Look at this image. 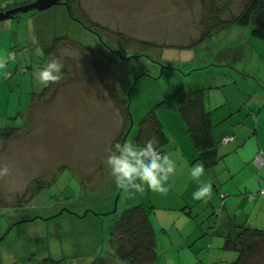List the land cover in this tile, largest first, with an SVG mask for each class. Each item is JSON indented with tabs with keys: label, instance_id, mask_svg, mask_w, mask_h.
Segmentation results:
<instances>
[{
	"label": "rangeland",
	"instance_id": "1",
	"mask_svg": "<svg viewBox=\"0 0 264 264\" xmlns=\"http://www.w3.org/2000/svg\"><path fill=\"white\" fill-rule=\"evenodd\" d=\"M33 1L0 0V11ZM246 1L81 0L71 12L59 5L0 22V55L9 57L8 73L0 74V165L10 169L0 178V264H44L49 258L90 264L108 255L110 227L123 210L138 202L155 204L147 187L142 193L121 189L113 212L119 187L107 183L104 157L121 119L116 95L129 98L128 143L151 109L160 123L172 122L169 110L178 114L173 109L180 86L204 88L217 107L223 94L236 101L238 92L254 99L264 92V41L252 37L249 27L231 26L226 37L215 34L204 48L194 44L202 24L211 23L213 7L228 19ZM53 42L56 49L49 50ZM50 58L62 60L63 76L45 87L34 72ZM163 101L175 108L157 105ZM175 126L164 131V150L178 155L169 143L174 134L181 141ZM11 128L12 138L1 139ZM181 148L188 153L187 145ZM213 171L225 181L223 163L208 176ZM203 206L195 211L197 220L206 218ZM175 229L162 242L156 236L158 254L165 243H174ZM261 245L245 264H264ZM209 246L213 242L208 251Z\"/></svg>",
	"mask_w": 264,
	"mask_h": 264
},
{
	"label": "crops",
	"instance_id": "2",
	"mask_svg": "<svg viewBox=\"0 0 264 264\" xmlns=\"http://www.w3.org/2000/svg\"><path fill=\"white\" fill-rule=\"evenodd\" d=\"M229 29L219 32L217 35L224 38L228 35ZM207 39L197 46L207 47ZM206 65L201 64L200 68ZM220 90L223 94V88ZM252 95L248 96L238 92L236 101H233L223 94L224 99L217 107L219 102L213 105L212 93L205 94L204 105L205 110L209 112L211 134L213 140L219 142V146L216 164L210 169L205 167V174L199 180L190 176V167L203 162L186 131L185 122L178 109L173 110H177L179 115L169 110L173 120L168 126H165L166 123L162 120L164 131H167L166 128L170 130L171 126L176 123L175 127L181 141L177 139V134L168 135L172 137L169 143L176 146L173 150L178 154L169 153L177 164L176 172L169 180V191L162 194L147 188L148 196H151L150 202L155 203L148 207H152L150 220L157 238L160 236V241H164V236L176 227L174 233L171 232L174 243L164 244L166 249L163 247V250L158 254V261L154 264H210L214 262L223 264L224 260L227 261H225L227 264H233L238 255L225 248L226 239L232 228L248 226L264 229V193L260 192L264 189V92L254 93L256 99ZM207 102L210 103L206 107ZM120 115L118 130L106 146L104 162L115 136L118 132H122L124 126L122 112ZM227 136L233 137V140L222 144L221 140ZM183 145L188 146L187 154L181 148ZM259 151L262 152V163L257 164L256 156ZM219 162L223 163L225 169L223 174L225 181H220L217 178V171H213L212 176H208V172H212ZM108 170L107 183L115 185L110 168H107V172ZM206 182H211L213 185L211 199L206 202L194 200L192 193ZM219 191H221V195H219ZM203 203V208L199 210L203 211L206 218L202 217L203 220H197L198 213L195 211ZM138 204L144 206L143 203L138 202ZM217 207L219 208L217 209ZM239 210L240 217L237 218L236 213ZM216 211H219L220 216L216 214ZM211 215L216 220L211 221V218H208ZM209 242H213L214 247L215 245L220 246L217 250L209 246L208 251L207 244ZM177 247H180L179 251L176 250Z\"/></svg>",
	"mask_w": 264,
	"mask_h": 264
},
{
	"label": "trees",
	"instance_id": "3",
	"mask_svg": "<svg viewBox=\"0 0 264 264\" xmlns=\"http://www.w3.org/2000/svg\"><path fill=\"white\" fill-rule=\"evenodd\" d=\"M64 1L71 12V7L81 0ZM15 5L17 6L20 4L17 3ZM211 10V23L209 25L205 23L202 24L205 30L194 44L211 38L219 32L228 30L231 26L249 27V32L252 37L264 41V0H247L238 14L228 19H224L221 16L220 8L213 7ZM71 16H73L72 13ZM144 44L146 45V43ZM56 45L57 43L53 42L49 50H55ZM109 67L110 61L108 60L105 71L108 70ZM205 94L206 91L204 88H194L190 86L178 87L176 90L178 103L176 109H178L185 122L186 131L193 145L198 150L199 158L202 160L205 167L210 169L218 160L217 148L219 142L213 140L211 134V125L208 119L209 112L205 110L204 105ZM114 101L123 114L124 128L118 138L114 140L111 148L115 143L121 142L122 137L129 128L131 119L129 98L123 95L121 97L116 95ZM160 104L175 108L172 102L163 101L157 105ZM14 132V128L3 130L1 132V139L5 141L10 140ZM152 140H157L159 142V149L164 152L167 138L162 124L157 118L155 109L148 111L139 121L130 142L143 145ZM257 156L262 158V152L259 151ZM260 192L264 193V189ZM252 197L253 194L251 198ZM151 208L152 207L146 208L138 204L123 210L120 217L113 222L110 227L108 255H97L90 264H115V259H124L129 264H154L157 262L159 255L157 253L156 233L150 220ZM21 222L24 221L21 220ZM262 243H264V229L235 226L226 239L225 248L237 253V260L233 264H245L248 258L262 246ZM59 262V260L49 258L44 264Z\"/></svg>",
	"mask_w": 264,
	"mask_h": 264
},
{
	"label": "clouds",
	"instance_id": "4",
	"mask_svg": "<svg viewBox=\"0 0 264 264\" xmlns=\"http://www.w3.org/2000/svg\"><path fill=\"white\" fill-rule=\"evenodd\" d=\"M14 56V54H13ZM9 57L0 55V74L8 73ZM64 63L59 58H50L34 72V78L41 86H48L62 79ZM105 163L110 168L116 185L125 192L142 193L145 187L154 192L166 194L169 191V180L175 174L176 161L159 149V142L152 140L146 144L134 142L115 143L109 149ZM9 166L0 165V178L9 174ZM205 174L203 163L190 167V176L199 180ZM213 195L211 182L201 184L192 198L207 201Z\"/></svg>",
	"mask_w": 264,
	"mask_h": 264
},
{
	"label": "water",
	"instance_id": "5",
	"mask_svg": "<svg viewBox=\"0 0 264 264\" xmlns=\"http://www.w3.org/2000/svg\"><path fill=\"white\" fill-rule=\"evenodd\" d=\"M59 5H66V4L63 2V0H36V1H33L31 3H28V4L26 3V4H23V5H20V6L5 10V11H0V22L11 19L14 16H17L19 14H25V13H29V12H33V11L41 12V11H45L51 7L59 6ZM67 9H68V6H67ZM132 125H133V121L130 119L129 128L126 131V133L124 134V136L122 137V140L120 143L123 144L125 142L126 137L128 136L129 131L132 128ZM120 192H121V189L119 188V192H118L117 197L115 199V203H114L115 208H114L113 212L116 211L117 201H118Z\"/></svg>",
	"mask_w": 264,
	"mask_h": 264
},
{
	"label": "built area",
	"instance_id": "6",
	"mask_svg": "<svg viewBox=\"0 0 264 264\" xmlns=\"http://www.w3.org/2000/svg\"><path fill=\"white\" fill-rule=\"evenodd\" d=\"M232 140H233V137L227 136L221 140V143L226 144V143L231 142ZM256 162H257V164L262 163V158L260 156H257ZM216 214L219 215V211H216ZM212 264H219V263H212Z\"/></svg>",
	"mask_w": 264,
	"mask_h": 264
},
{
	"label": "flooded vegetation",
	"instance_id": "7",
	"mask_svg": "<svg viewBox=\"0 0 264 264\" xmlns=\"http://www.w3.org/2000/svg\"><path fill=\"white\" fill-rule=\"evenodd\" d=\"M63 2L65 3V1L63 0ZM25 4V3H24ZM66 4V3H65ZM20 5H23V4H20ZM20 5H17V6H20ZM67 5V4H66ZM65 5V7L67 8V6ZM17 6H14V7H17ZM13 7V8H14ZM101 54V53H100ZM101 55H103V53L101 54ZM105 55V54H104Z\"/></svg>",
	"mask_w": 264,
	"mask_h": 264
}]
</instances>
